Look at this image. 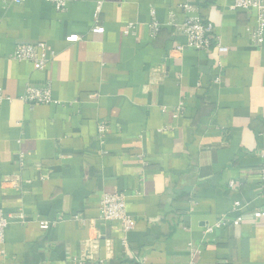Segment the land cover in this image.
<instances>
[{
	"label": "crops",
	"instance_id": "obj_1",
	"mask_svg": "<svg viewBox=\"0 0 264 264\" xmlns=\"http://www.w3.org/2000/svg\"><path fill=\"white\" fill-rule=\"evenodd\" d=\"M231 3L0 0V210L14 218L0 264H186L189 245L198 264H264V47L247 33L256 13ZM197 14L229 49L221 67L214 48L178 50ZM40 43L55 54L44 71L12 59ZM29 85L55 102L28 105ZM106 193L127 196L126 237L101 220ZM222 218L242 221L205 236Z\"/></svg>",
	"mask_w": 264,
	"mask_h": 264
},
{
	"label": "built area",
	"instance_id": "obj_2",
	"mask_svg": "<svg viewBox=\"0 0 264 264\" xmlns=\"http://www.w3.org/2000/svg\"><path fill=\"white\" fill-rule=\"evenodd\" d=\"M25 0H13L15 3H21ZM59 13H64L68 7V0H48ZM227 5V2L232 3L228 6L229 9L236 11H253L256 13L255 27H248L247 33L251 45L255 47H264V0H216ZM227 7V6H226ZM101 9V3L97 5V12L95 14L96 25L92 29L93 34H103L104 28L99 23V13ZM189 8L187 7V10ZM136 26L130 24L127 27L126 34L134 33ZM150 30L152 36H156L160 31V24L156 21L155 14H152V22L150 24ZM178 32L184 37L185 45L179 47L178 50L183 48H193L200 51L208 52L211 49H216L219 56L220 67L222 66V59L229 53V49L224 47L219 39L217 44H214V26L212 23L205 22L200 15L189 17L184 23L178 25ZM68 43H77L80 41L79 36H70L66 39ZM17 62H29L33 65L36 71H44L46 66L55 59L54 52L50 51L46 43H40L37 45H19L16 47L12 57ZM23 101L28 105H50L55 101L52 97V90L50 85L43 87H36L29 85L26 89V93L23 96ZM183 110V104L177 111V114ZM100 139L102 140L106 135V128L104 124H100L98 127ZM261 166L259 168L260 185L261 190L264 192V153H261ZM233 187V183H231ZM100 216L101 220L106 223L116 222L121 226L122 232L125 237L137 224L136 219L131 217L127 210V196L123 193L104 194L100 203ZM257 217H264V213L260 212ZM14 218L6 215L0 210V245L5 244L6 233L11 226V222ZM242 219L236 221H229L226 218H222L215 225L207 226L205 228V236L213 233L216 229L227 228L230 226L239 225ZM42 229L49 227L48 223H42ZM190 258L186 264H198L197 257L202 253V247H196L189 245ZM143 262L145 260H142Z\"/></svg>",
	"mask_w": 264,
	"mask_h": 264
}]
</instances>
